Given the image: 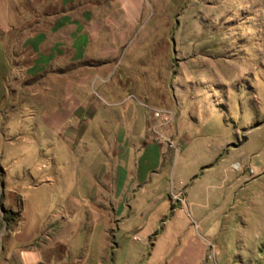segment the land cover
I'll list each match as a JSON object with an SVG mask.
<instances>
[{"label": "rangeland", "instance_id": "1", "mask_svg": "<svg viewBox=\"0 0 264 264\" xmlns=\"http://www.w3.org/2000/svg\"><path fill=\"white\" fill-rule=\"evenodd\" d=\"M16 4V0H0V38L5 40L10 63L7 77L0 67V218L4 219L0 220V244L25 243L36 237L38 228L48 219L53 220L54 211L60 204L52 198L51 187L43 180L52 173V165L44 168L43 164L50 159H53L52 164L63 161L71 176L75 164L86 165L94 158L95 140L70 141L69 150L68 147L66 150L65 143L48 133L43 120L47 114L61 109L62 103L67 101L66 94L69 105L73 104L79 67L85 82L91 80L90 87L80 91L81 99L88 103L93 100L94 105L100 102L96 94L100 92L99 87L94 86L98 78L93 77L101 73L99 63L90 59L78 60L70 47L64 46L68 50L63 51L60 39L63 34L55 22L48 28L52 49H47L45 54L35 52L33 45L27 43L33 31L30 27L21 29L12 25L10 29L2 30L19 20V5L16 7ZM36 13L38 18L45 14L41 10ZM143 13L139 25L127 38H138V45L143 38H150L139 45L140 51L134 52L132 58L136 62L141 57L144 61L141 67L146 64L143 70L147 74L123 73V63L116 74L114 71L110 75L103 74L105 82L114 74L105 88L116 83L128 84L125 93L132 102L144 106L147 112L151 109L172 110L177 117L179 112L172 104L175 95L179 98L181 92L185 105L180 116L189 123L187 135L198 137L193 141L194 145L210 143L209 150L192 149L186 161L179 155L175 160L174 152L166 144L154 143L152 153H148L147 159H150L145 158L143 162L157 165L164 149L168 154L167 166L178 164L179 169L181 165H189L195 169L194 175L199 179L195 190L205 188L200 180L204 171L202 166L206 163H201L209 161L208 164L214 165V171L205 176L204 182L222 185L223 190L217 193L220 200L214 203L217 210L204 224L207 233L203 235L210 237L219 251L216 262L209 259L208 264H264V0H144ZM22 14L28 16V10ZM85 14L89 23L92 14L90 11ZM36 29L41 33L45 27L38 25ZM73 29H67L68 37ZM100 29L86 26L85 32L90 38H96ZM110 38L118 37L111 34ZM120 63L121 60L118 65ZM200 75L215 85L220 97L227 102V122L223 117L221 124H217V117H213L204 124V115H196V106L190 107L187 95L191 83ZM140 78L149 89L148 95L133 92L131 84ZM71 79L75 82L74 88ZM174 122L163 131L180 150L179 138L173 133ZM218 136L228 137L231 146L216 152ZM244 137L247 140L239 145ZM85 143H89L87 149ZM55 151L62 153L59 159L53 156ZM236 163L242 166L238 171L232 169ZM176 174L178 177V172ZM166 183V177L161 182H154L143 202H114L118 214L127 205H133L132 211L125 210L128 217L118 218L120 221L114 227L109 219L97 221L91 218L93 203L84 204L73 219L58 225L57 238L68 241L74 255L78 249L92 243L94 257L105 242V229L110 227L115 230L112 233L115 237L111 236L112 244L117 243L122 249V261L120 257L118 264L126 263L133 253L145 251V245H151L158 238L163 227L162 215H167L161 200V196L166 195ZM68 189L73 188L69 185ZM212 191L215 195L218 192ZM224 192L225 198L220 197ZM20 210L22 219L18 217ZM181 219L178 217V221ZM88 220L94 224L92 233L86 235L82 230L78 231V227L81 222L87 224ZM6 225L20 229L17 239L8 235ZM182 226L188 227L184 221ZM138 236L142 242L132 240L139 239ZM40 237L32 243H37ZM111 258L108 254L105 263H110Z\"/></svg>", "mask_w": 264, "mask_h": 264}, {"label": "crops", "instance_id": "2", "mask_svg": "<svg viewBox=\"0 0 264 264\" xmlns=\"http://www.w3.org/2000/svg\"><path fill=\"white\" fill-rule=\"evenodd\" d=\"M16 3V7L19 5V9L16 8L19 20L15 24L10 23L3 27L2 30L10 29L12 25L21 29L26 26L30 27V31L33 30V33L30 32L27 43L33 45L35 52L40 51L45 54L47 49H52L50 44L52 36L48 34V28H51L55 22L63 34V37L60 38L63 51L70 47L78 60L90 59L99 63L101 73L93 76L94 73L90 70V75L94 79L98 78L94 86L97 84L99 87L100 92H96V94L100 102L94 105L93 100L88 103L81 99L80 91L89 88L91 80L88 83L85 82V76L78 66L79 70L76 71L77 78H75L77 94L72 96L73 104L69 105L70 99L66 94L65 100L67 99V101L62 103L61 109L47 114L43 120L48 133H51L55 139H59L61 143H65L66 150L67 147L69 150L70 141L95 140L94 158L86 165L75 164L71 170V176L69 175L70 170L67 169L68 166L62 164L63 161L52 164L53 159H50L48 163L42 165L44 168H50L52 165V173L43 180L45 185L51 187L50 193L53 194L52 198L55 197V200L60 204L59 208L54 211L53 220L48 219L43 226L38 228L36 237L33 239L27 240L25 243L0 244V264H118V259L122 256V254L120 256L122 249L117 243L113 245L111 242L114 229L110 227L105 229V242L93 257L92 243L78 249L74 255L70 243L57 238L58 225L62 226L64 222L68 223L69 219H73L74 215L84 207V204L93 203L90 212L91 218H96L97 221L109 219L110 225L114 227L120 221L118 218L122 220L128 217L125 216V210L132 211L133 205H127L126 209L118 214L113 203L118 200L132 204L143 202L149 187L154 182H161L164 177L167 178V196L162 195L161 200L165 204L167 215H162L161 232L154 243L145 245V251L133 253L126 263L121 262V264H133L134 261H138L137 264L140 262H145V264H208L209 244H213V242L210 237L203 235L204 232L207 233L204 224L210 220L211 213L217 210L214 203L220 201L217 193L223 190L222 185H213L209 181L204 182L205 176L214 171V165L208 164L209 161L201 163H206L202 166L201 170L204 171L200 180L202 187L205 188L195 190L199 183L197 175H194L195 169L190 168L189 165H181L179 169L178 164L172 167L167 166L166 155L168 154L164 149L161 152L163 157L160 158L157 165L150 161L143 162L145 158L147 159L148 153H152V147L156 145L147 138L148 112L146 108L128 99V95L125 93L128 84L119 85L116 83L109 89L105 88V85L111 83L114 74L118 72L123 63V73L134 74L135 72L141 76L147 74V71L143 70L146 69V64L144 68L141 67L144 65L141 57L136 62L132 58L134 52L140 51L139 45L147 42L150 38H143L139 45L137 44L138 38H127L131 36L134 28L139 25L142 19L144 0H54L53 3H48L47 0H16ZM22 10H28V16L22 14L24 12ZM38 10L45 12L42 18H38L36 13ZM86 11H90L92 14L89 23L86 21L89 20L86 19ZM38 25L45 27L44 30H41L42 34L38 33L36 29ZM86 26L101 28L98 30L96 38L86 35ZM68 28H75L70 32L69 37ZM111 34H116L118 38H110ZM141 50H143L142 47ZM118 60H121L119 65ZM0 67L1 73L7 77L10 72V63L3 38H0ZM113 71L114 74L109 81L105 82L106 78L103 77V74L110 75L109 73ZM203 76H198L195 82L191 83V90L187 95L191 101L190 107L196 106V115L200 113L204 115L202 118L204 124H207L208 120L213 117H217V124H221L223 117L227 122V102L220 97L219 91L215 89L217 87L211 85ZM71 80V87L74 88L73 83L75 82L73 79ZM217 80L220 81L218 78ZM143 81L140 78L131 84L133 92L148 95L149 89ZM181 89L186 92L185 88ZM0 93L2 94V92ZM180 93L178 94L179 98L175 95L176 100L172 104L179 112L174 122L173 133L179 138L181 145L174 159L177 160L179 155L186 161V157L192 152V149L209 150L210 143L201 142L194 145L193 141L198 137L195 134H193L195 137L187 135L189 123L180 116L185 105L184 98H181ZM73 107L76 108V111ZM74 128L77 130H73ZM217 139L216 152L231 146L228 137L218 136ZM246 140L247 138L244 137L239 145ZM85 146L87 149L89 143H85ZM61 154V152L55 151L53 156L59 159ZM233 166L234 164L232 169H234ZM241 168L242 166L234 170L238 171ZM39 169L41 168L39 167ZM177 172L178 177H175ZM69 185L73 189L69 190ZM213 189L218 191L216 195L213 191L211 192ZM176 196H180L183 201H177ZM221 196L225 198V192L220 194ZM69 204H76V206L74 208ZM18 217L22 219L21 210ZM178 217L182 219L178 221ZM78 218L84 219L83 216H78ZM165 219H167L166 222ZM0 220L4 221L3 218ZM183 221L188 225L187 228L182 226ZM92 224L94 222L90 220L87 224L81 222L78 231L82 230L86 235L90 234L92 233ZM6 231H9L8 235L12 239H17L20 235L18 227L11 228L6 225ZM40 235V240L37 243H32L34 239L38 240ZM138 238L132 240L137 243L143 241L141 237L138 236ZM216 250L218 254L217 247ZM108 254L112 255V258L110 263H105ZM120 259L122 261V257Z\"/></svg>", "mask_w": 264, "mask_h": 264}, {"label": "built area", "instance_id": "3", "mask_svg": "<svg viewBox=\"0 0 264 264\" xmlns=\"http://www.w3.org/2000/svg\"><path fill=\"white\" fill-rule=\"evenodd\" d=\"M177 117L175 111H163V110H154L151 109L148 112V140L160 145L166 144L168 149L174 152L176 155L179 151V146L176 142L167 135L163 129L170 126ZM234 169H239L241 167L240 163L234 164ZM176 200L182 202L183 199L180 196H176ZM210 250L208 254V259H212L216 262L217 250L214 244H209Z\"/></svg>", "mask_w": 264, "mask_h": 264}]
</instances>
